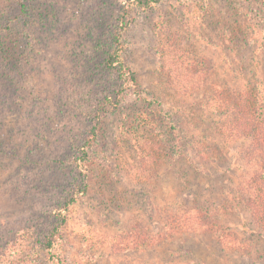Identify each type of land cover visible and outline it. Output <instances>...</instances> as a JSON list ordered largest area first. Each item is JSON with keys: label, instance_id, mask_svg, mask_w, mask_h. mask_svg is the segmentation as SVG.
Returning <instances> with one entry per match:
<instances>
[{"label": "rangeland", "instance_id": "1", "mask_svg": "<svg viewBox=\"0 0 264 264\" xmlns=\"http://www.w3.org/2000/svg\"><path fill=\"white\" fill-rule=\"evenodd\" d=\"M132 2L0 0V43L15 44L0 62V264H57L41 243L58 213L63 264H264V227L235 198L250 141L208 104L225 87L264 100V0ZM123 15L140 88L114 107L102 46Z\"/></svg>", "mask_w": 264, "mask_h": 264}, {"label": "trees", "instance_id": "2", "mask_svg": "<svg viewBox=\"0 0 264 264\" xmlns=\"http://www.w3.org/2000/svg\"><path fill=\"white\" fill-rule=\"evenodd\" d=\"M163 0H133L132 5L142 9L147 10L149 8L158 5ZM19 14L15 15L16 19H23L28 17L27 6L24 3L20 4ZM117 24L114 25L110 35L107 36L104 45L102 46L103 64L105 68L112 74L117 76V81L120 83L121 87L115 91L118 95L117 100H112V98H107L114 107L120 103L121 96L128 91H138L140 88L139 80L135 71H133L129 66L126 65L122 58V53L124 51L123 46V33L128 27V22L126 18L121 16L117 20ZM0 43V62L2 60L10 61V56H13V48H15L14 43ZM180 61V58H177ZM173 66H180L177 69L178 80H183V65L175 60L172 62ZM190 69V68H189ZM208 83V82H206ZM209 85V84H206ZM255 91L237 89L236 92H232L226 87L221 90V92L212 93L211 100H209V105H217L211 108L215 112H219L222 115V128L227 129L225 136L233 139L248 138L250 145H247L244 149L243 159L253 166V171L251 176L247 177L242 183L236 194V200L238 199L240 203L244 201L248 209L251 211L252 216L255 219V223L259 226L264 227V100L263 97L260 98L258 93L254 94ZM232 94V95H231ZM116 101V102H114ZM108 105L105 103L101 106L98 113L93 118V126L89 134L88 139L85 141V146L81 151V155L78 158L79 163L77 166L83 167L84 164L89 163L88 153L97 140V129L100 119L103 114L107 112ZM216 108V109H215ZM86 188H80L78 192L85 193ZM77 197H73L69 203L76 202ZM196 210H192V213ZM65 216L63 213L57 214V219L49 231V234L41 243V248L43 251L48 253L53 259H55L57 264H63V258L60 255L54 254L53 250L61 239V228L64 225ZM0 227V234L2 232ZM183 228L171 229V233L177 234L182 231ZM159 236L155 235L152 238V242H157ZM166 239H169L166 237ZM164 241V240H163ZM221 246L225 247V241H221Z\"/></svg>", "mask_w": 264, "mask_h": 264}]
</instances>
